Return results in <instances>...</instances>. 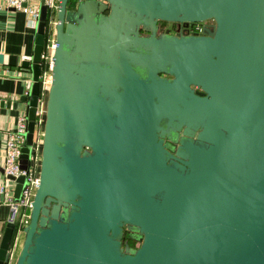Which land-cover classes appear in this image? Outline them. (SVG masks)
<instances>
[{"label": "water", "instance_id": "95a60500", "mask_svg": "<svg viewBox=\"0 0 264 264\" xmlns=\"http://www.w3.org/2000/svg\"><path fill=\"white\" fill-rule=\"evenodd\" d=\"M158 19L214 28L139 35ZM55 20L39 182L13 264H264V0H58ZM46 21L42 4L16 68L32 82L26 171ZM8 178L17 198L25 176ZM14 227L0 228V264Z\"/></svg>", "mask_w": 264, "mask_h": 264}, {"label": "built area", "instance_id": "2783aa9c", "mask_svg": "<svg viewBox=\"0 0 264 264\" xmlns=\"http://www.w3.org/2000/svg\"><path fill=\"white\" fill-rule=\"evenodd\" d=\"M30 0H0L6 7L31 11L32 18L29 23L36 27L40 14V7L45 4L47 7L46 37L41 53L42 70L38 77L39 83V104L35 120V141L36 147L32 149L30 165L28 171L20 168L19 159L21 148L24 146L25 133L27 127L26 113H22L13 130L7 133L2 153H0V166L3 170V179L0 181V202L9 207V216L7 221L14 223V232L9 248V262L12 264L19 250L23 228L28 224L29 211L35 190L39 182V163H40V141L42 126L44 122V110L47 90L51 83L52 54L55 47L54 29L55 14L58 8V0H38L36 4L29 7ZM31 79L27 81L28 88L31 86ZM25 176V182L22 185L19 196H14L15 181L10 180L8 176L17 178Z\"/></svg>", "mask_w": 264, "mask_h": 264}, {"label": "crops", "instance_id": "0c3cea01", "mask_svg": "<svg viewBox=\"0 0 264 264\" xmlns=\"http://www.w3.org/2000/svg\"><path fill=\"white\" fill-rule=\"evenodd\" d=\"M37 2L30 0L29 7ZM31 18V11L6 7L0 2V53L3 54V64H0V153L7 133L14 129L19 116L25 113L21 109L20 97L29 92L27 81L31 73L16 68L32 56L35 28L29 23ZM2 179L0 170V181ZM8 216L9 207L0 202V228L8 222Z\"/></svg>", "mask_w": 264, "mask_h": 264}, {"label": "flooded vegetation", "instance_id": "af4514ba", "mask_svg": "<svg viewBox=\"0 0 264 264\" xmlns=\"http://www.w3.org/2000/svg\"><path fill=\"white\" fill-rule=\"evenodd\" d=\"M214 21L212 19H205L202 21H171L158 19L155 21L152 27H144L143 25L139 26L138 33L142 37H166L168 35L180 36V35H193V34H205L208 29L213 30ZM160 77L168 78L166 74L159 73ZM179 132L178 139L173 142L167 137H163V143L171 144L176 147L178 145V140L181 136ZM172 151V150H171ZM174 152V151H173ZM131 231L126 227L123 229L122 243L128 244L130 247L135 248L136 242L130 238Z\"/></svg>", "mask_w": 264, "mask_h": 264}, {"label": "rangeland", "instance_id": "374dc122", "mask_svg": "<svg viewBox=\"0 0 264 264\" xmlns=\"http://www.w3.org/2000/svg\"><path fill=\"white\" fill-rule=\"evenodd\" d=\"M23 239V234L21 235V240ZM139 245V243L137 242V243H135V245L134 246H138ZM20 246H21V241H20ZM19 246V247H20ZM14 260H15V258L13 259V261H12V264L14 263Z\"/></svg>", "mask_w": 264, "mask_h": 264}, {"label": "trees", "instance_id": "16d2710c", "mask_svg": "<svg viewBox=\"0 0 264 264\" xmlns=\"http://www.w3.org/2000/svg\"><path fill=\"white\" fill-rule=\"evenodd\" d=\"M46 35H47V34H46V32H45V37H46ZM134 242H136V241L134 240Z\"/></svg>", "mask_w": 264, "mask_h": 264}]
</instances>
